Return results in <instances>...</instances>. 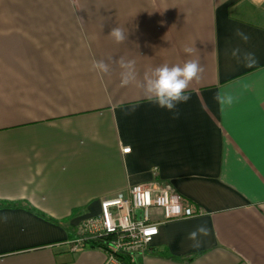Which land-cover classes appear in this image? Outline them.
I'll return each mask as SVG.
<instances>
[{"label": "crops", "instance_id": "obj_1", "mask_svg": "<svg viewBox=\"0 0 264 264\" xmlns=\"http://www.w3.org/2000/svg\"><path fill=\"white\" fill-rule=\"evenodd\" d=\"M236 47L252 67L225 54ZM120 58L134 62L127 86ZM188 59L203 72L174 119L141 84ZM152 184L186 216L154 211L159 235L135 264H264V0H0V201L16 203L0 207V264H104L68 242L103 199Z\"/></svg>", "mask_w": 264, "mask_h": 264}, {"label": "built area", "instance_id": "obj_2", "mask_svg": "<svg viewBox=\"0 0 264 264\" xmlns=\"http://www.w3.org/2000/svg\"><path fill=\"white\" fill-rule=\"evenodd\" d=\"M183 205L170 185H134L126 195L103 199L100 214L84 220L68 244L75 253L96 243L106 255L104 264H128V259L135 264L159 235L161 223L153 221V212L159 211L165 222L178 220L186 216Z\"/></svg>", "mask_w": 264, "mask_h": 264}, {"label": "clouds", "instance_id": "obj_3", "mask_svg": "<svg viewBox=\"0 0 264 264\" xmlns=\"http://www.w3.org/2000/svg\"><path fill=\"white\" fill-rule=\"evenodd\" d=\"M236 35L245 43H247L249 37L240 30L236 31ZM109 36H111L115 42L123 43L127 40V32L124 29L117 26L112 28ZM183 51L192 55L195 51L193 47L185 46ZM226 55H230L238 62L243 61L246 67H252L255 64V54L251 52H241L239 47L226 50ZM119 66L122 69L121 72V86H127L136 79L134 62L125 61L120 58ZM93 68L102 72L108 73L110 70L109 63L105 60H94ZM203 72V67L198 60L188 59L182 65L174 64L168 65L167 63L156 66L151 69L150 72L145 73L141 87L146 98L154 101V103L163 109L173 112V118H178L179 112L177 106L182 103H187L190 96L187 94V90L190 84L194 80H199ZM213 99L223 109L225 106H230L235 97L217 92ZM132 111H135L133 108ZM209 234V229L206 225L201 224L194 228L188 234V239L192 241V247L198 248L202 245V237H206Z\"/></svg>", "mask_w": 264, "mask_h": 264}, {"label": "trees", "instance_id": "obj_4", "mask_svg": "<svg viewBox=\"0 0 264 264\" xmlns=\"http://www.w3.org/2000/svg\"><path fill=\"white\" fill-rule=\"evenodd\" d=\"M0 207H16V203H9V202H5V201H0ZM92 248V249H100V246L96 243H86L83 248ZM128 264H132L131 260L128 259L126 260Z\"/></svg>", "mask_w": 264, "mask_h": 264}]
</instances>
